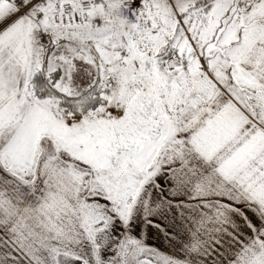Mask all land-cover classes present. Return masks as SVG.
<instances>
[{
	"label": "snow or ice",
	"instance_id": "snow-or-ice-1",
	"mask_svg": "<svg viewBox=\"0 0 264 264\" xmlns=\"http://www.w3.org/2000/svg\"><path fill=\"white\" fill-rule=\"evenodd\" d=\"M0 264H264V0H0Z\"/></svg>",
	"mask_w": 264,
	"mask_h": 264
}]
</instances>
